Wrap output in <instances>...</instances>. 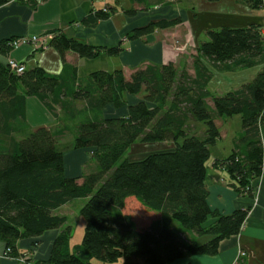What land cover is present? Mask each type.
<instances>
[{"label": "trees", "instance_id": "trees-1", "mask_svg": "<svg viewBox=\"0 0 264 264\" xmlns=\"http://www.w3.org/2000/svg\"><path fill=\"white\" fill-rule=\"evenodd\" d=\"M9 1L0 0V6ZM239 1L254 9L263 6V0ZM113 11H92L80 23L94 27ZM177 23L151 22L128 38ZM205 36L195 49L193 74L168 62L143 64L128 78L122 70L77 78L75 67L65 64L66 52L92 59L116 55L122 47L92 46L63 33L47 41L65 64L60 74L40 66L15 73L0 60V241L6 257H22L19 240L59 229L48 258L34 264H172L216 255L223 239L240 233L250 207L229 214L211 209L206 163L220 139L216 119L239 115L232 150L213 165L226 171L239 196L255 198L251 183L264 168V32L250 25L208 30ZM9 40L0 42L1 54L11 49ZM206 64L228 72L261 68L248 82L216 93L208 88ZM124 94L141 99L127 105ZM27 97L37 98L53 116L61 114L59 125L31 129L25 120ZM109 104L127 105V114L104 117ZM198 123L204 124L202 131ZM67 131L73 135L70 145L61 142ZM159 142L172 143L173 149L134 161L126 156L134 143ZM69 146L89 149L95 163L80 180L65 176L63 151ZM76 198H86L79 211L85 226L81 242L71 247V226L58 210ZM236 264L245 261L241 257Z\"/></svg>", "mask_w": 264, "mask_h": 264}, {"label": "crops", "instance_id": "crops-1", "mask_svg": "<svg viewBox=\"0 0 264 264\" xmlns=\"http://www.w3.org/2000/svg\"><path fill=\"white\" fill-rule=\"evenodd\" d=\"M28 1L10 0L0 6V42L32 36L45 37L48 41L53 33H63L92 46L122 47L121 52L116 55L100 53L92 59L80 58L72 52H66L65 64L75 67L77 78H84L99 70H122L128 78L143 64L168 62L174 63L179 69L184 67L193 74V67L188 68V64L191 65L190 47L195 50L201 42L206 41V31L221 27L258 25L264 32V0L263 6L258 9L251 8L239 0H178L162 3L159 0H145L142 3L131 0H37L34 5ZM110 8L114 11L109 17L97 22L94 27L80 23L90 12ZM131 11L133 12L129 13ZM160 20H177L178 23L168 28L155 29L139 38H128L133 29ZM9 59L23 64L25 70L40 66L51 74L62 73L65 65L59 53L47 44L42 49H36L31 43L20 44L5 54L0 53L1 61ZM206 66L213 75L208 88L213 91L218 83H222L220 86L224 90L220 93L248 82L261 68L253 66L228 72L215 70L208 64ZM123 98L127 105H130L138 102L141 95L124 94ZM127 105L115 107L109 104L103 110V116L123 117L127 114ZM60 118L61 114L53 116L37 98H26L25 120L31 129L39 126L55 127L59 125ZM202 130L203 128L199 129ZM132 146L135 147L129 155L130 158L127 157L131 161L142 159V153L147 148H153V153L173 149V144L169 142L134 143ZM71 149L63 151L65 176L79 178L91 152L89 149ZM222 155L214 158L210 155L206 163L207 203L211 209H217L223 214L250 207L245 223L239 234L225 238L219 243L216 255L193 256L172 264H236L241 257L245 264H264V168L262 175L251 183L255 198L239 196L229 186L231 181L226 171L213 165L215 159H222L228 154ZM59 231L53 229L38 237L19 240L17 249L22 257H26L25 261L7 258L4 255L5 245L0 241V264H34L38 260L47 259L52 242ZM206 239L198 240L201 242ZM241 252L245 255L241 256Z\"/></svg>", "mask_w": 264, "mask_h": 264}, {"label": "rangeland", "instance_id": "rangeland-1", "mask_svg": "<svg viewBox=\"0 0 264 264\" xmlns=\"http://www.w3.org/2000/svg\"><path fill=\"white\" fill-rule=\"evenodd\" d=\"M192 49V53L189 55L191 57V65L188 64V68L192 67V61L194 57L196 56V51L193 49V47H190V50ZM193 58V59H192ZM212 74L211 78L212 79ZM215 80V79H214ZM222 83H218L216 85V88L213 90L216 93H220L224 89H221ZM216 125L219 129L220 132V139L217 141L215 146L210 147V153L211 157L214 158L215 156H223L222 154H229L230 151L233 148V144L235 140L237 139V136L240 132L241 129V119L239 115H234L232 117L226 118V119H216ZM199 125L197 126V131L199 129H204V124L203 123H198ZM73 135L71 134L70 131H67L63 134L61 138V142L66 144L69 143L71 144L73 140ZM137 144V143H136ZM133 147H130L127 152V157H129L131 151H133ZM73 148L72 146H69L67 149ZM136 149V148H135ZM134 149V150H135ZM72 150V149H71ZM154 149L153 148H147L146 151H143V157L147 156L151 153H153ZM130 158V157H129ZM95 169V163L92 159V156L90 155V158L87 159V162L83 165L82 167V172H90ZM86 198H76L71 201H69L67 204L63 205L62 207L59 208L58 214L66 217L68 225L71 226L72 229V234L70 238V245L71 247L74 246L75 244H79L82 240L83 233H84V226H85V221L83 217L80 215V208L83 206L85 203ZM240 254V253H239ZM10 258V257H7ZM21 261H25L23 257L19 258ZM95 264H101L99 261H94Z\"/></svg>", "mask_w": 264, "mask_h": 264}, {"label": "built area", "instance_id": "built-area-1", "mask_svg": "<svg viewBox=\"0 0 264 264\" xmlns=\"http://www.w3.org/2000/svg\"><path fill=\"white\" fill-rule=\"evenodd\" d=\"M32 44L36 49L44 48L47 44V38L45 37H39V36H32V37H22V38H13L9 40L8 45L11 48H15L20 44ZM7 64L9 65L10 69L15 73H22L25 70V67L23 64L16 62L14 60L9 59L7 61ZM8 249L4 251V255L7 256ZM241 256H244L245 253L241 252ZM26 259V257H24Z\"/></svg>", "mask_w": 264, "mask_h": 264}]
</instances>
